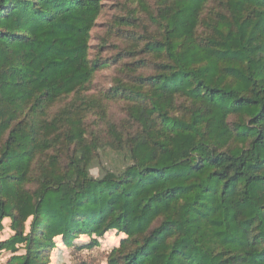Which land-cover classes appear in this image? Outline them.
Instances as JSON below:
<instances>
[{
  "label": "trees",
  "instance_id": "16d2710c",
  "mask_svg": "<svg viewBox=\"0 0 264 264\" xmlns=\"http://www.w3.org/2000/svg\"><path fill=\"white\" fill-rule=\"evenodd\" d=\"M128 1L146 17L100 101L102 0H0V254L51 264L56 239L116 232L108 264H264V0ZM120 100L105 138L128 163L95 178L86 114Z\"/></svg>",
  "mask_w": 264,
  "mask_h": 264
},
{
  "label": "rangeland",
  "instance_id": "374dc122",
  "mask_svg": "<svg viewBox=\"0 0 264 264\" xmlns=\"http://www.w3.org/2000/svg\"><path fill=\"white\" fill-rule=\"evenodd\" d=\"M157 0H145L149 8H154ZM103 12L99 17L95 28L92 31L91 39V58H99L103 62L109 64L108 68L100 70L90 89L86 92V96L99 98L100 101L104 100L103 96L108 95L111 88L114 86L115 77L121 76V68L126 59H116V56L129 45V31L139 28V18L146 17L144 14L139 16V7L137 2L131 5L128 0H102ZM138 7L136 14L137 20L134 21L135 28L121 27L117 25V21L129 16L128 8ZM141 24V22H140ZM148 24L147 20L143 21V26ZM128 38V39H127ZM131 42V40H130ZM65 104L59 105V107ZM102 106V105H101ZM107 107L94 108L92 113H87L86 128L94 131L104 139L107 134V129L110 125L120 122V125H125L128 118L126 115L125 103L120 100L117 102L106 103ZM104 110L107 112V118L102 121L101 116ZM58 108L52 110V113H57ZM102 142V141H101ZM105 150H101L98 159L95 160L90 173L93 177H100L101 168L114 172H120L128 163L126 152H118L113 148L107 146V140L102 142ZM5 229L0 233V242L5 241L12 236V232L8 229L9 221L4 222ZM124 239L116 232H110L99 240V245L91 246L92 240L89 238H80L72 245H64L61 243L60 238L55 241V248L50 253L51 264H108V256L110 252L120 245L121 240ZM20 254L24 250L20 249ZM18 253V254H19ZM13 255L9 252H2L0 254V264H8Z\"/></svg>",
  "mask_w": 264,
  "mask_h": 264
}]
</instances>
